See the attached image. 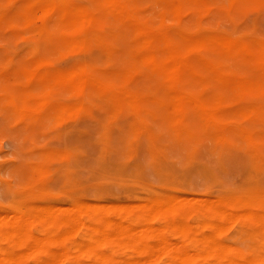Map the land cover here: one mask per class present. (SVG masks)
I'll list each match as a JSON object with an SVG mask.
<instances>
[{"label": "rangeland", "instance_id": "obj_1", "mask_svg": "<svg viewBox=\"0 0 264 264\" xmlns=\"http://www.w3.org/2000/svg\"><path fill=\"white\" fill-rule=\"evenodd\" d=\"M27 1L0 0V213L8 211L16 215L19 210L28 211L26 224L31 222L27 224L28 230L42 239L62 230L53 229L55 224L45 220L41 205H54L56 209L90 201L91 208L100 209L102 203L109 202V205L104 203L107 211H101L102 215L108 219L135 221L145 217L146 222L149 221L147 224L161 230L171 241L166 239L171 249H176L173 247L179 242V246L193 254L192 251L203 249L210 241L202 239L201 235L213 236L214 233L218 242L239 248L246 256L263 258L264 240L254 233L261 230L258 224L226 219L230 224L226 226L224 219L218 224H224V228L221 226L224 232L218 225L211 229L198 224L200 218L216 221L211 211L200 208L203 207L202 197L231 200L242 195L264 194V96L257 90L232 95L205 67L206 62H215L222 70L255 79L259 75L257 65L245 56H230L210 44L194 46L188 51L182 49L184 63L169 88L163 77L138 61L130 27L95 0H65L71 5L86 7L94 17L85 28L86 40L74 44L66 43L65 38L77 37L79 28L76 25L65 22L57 13L27 17ZM129 7L139 22L150 29L172 31L178 28L190 34L213 32L244 41L264 40V0H206L203 6L186 8L178 20L168 11L162 14L153 0L129 1ZM94 31L104 37L93 38ZM68 44L71 46L67 47ZM145 49L162 61V47L153 45ZM37 63H40V67H36L38 73L32 77L29 74ZM76 66H83L82 75L101 82L106 92L89 82L75 87L60 79L59 73ZM24 71L28 78L23 75ZM51 90L56 91L55 95ZM108 90L137 95L139 107L131 108L122 100L113 104ZM171 90L209 102L212 111L216 107L213 97L220 95L222 104L216 107L218 112L214 116L223 131L222 136L216 138L190 106L179 111L180 118L175 119L177 113L166 101ZM252 105L258 109L246 114L236 110ZM240 128L252 133V145L243 141L237 131ZM195 196L201 197L200 200ZM156 197L188 198L191 204L200 205L196 210L191 207V213L183 217L192 234L187 235L180 228L167 224L162 214L143 217V212L134 206ZM111 202L122 205L114 208L116 203ZM124 202L136 203L126 206ZM36 206H41L44 216H37L41 210ZM255 206L264 211V200H257ZM58 210L54 211H61ZM11 217L7 220L14 218ZM83 230L79 228L70 240L40 245L39 250L34 244L35 251L30 244V247L25 243L17 242V245L12 242L13 237L5 234L2 239L0 234V257L4 256L0 264H17L21 259L18 251L22 249L25 256L18 264H40L44 260L45 264H92L94 257H90L86 249L82 253V250L76 251L77 245L81 247L85 240L88 243L92 234ZM199 238L202 239L200 243ZM148 241L155 243L154 239ZM103 242L95 249L109 254L111 263L137 259L130 247H119L122 241L117 244L109 240ZM29 248L31 254L27 252ZM45 248L60 249V253L56 250L60 254L57 256L65 258L61 260L55 256L56 260L53 256L56 252ZM15 252L14 256L18 254L19 258L14 262ZM160 253L153 256L160 258L150 257L151 263L147 264L170 263L171 258ZM8 254L10 258L5 260ZM193 260L191 264H216L211 257L193 256Z\"/></svg>", "mask_w": 264, "mask_h": 264}, {"label": "bare ground", "instance_id": "obj_2", "mask_svg": "<svg viewBox=\"0 0 264 264\" xmlns=\"http://www.w3.org/2000/svg\"><path fill=\"white\" fill-rule=\"evenodd\" d=\"M129 1L132 2L134 0H129ZM129 1L127 0H95V2L98 5H100L105 11L111 13L112 15L114 14L116 17L121 19L123 23L127 24L128 27H130V30H131L130 33L134 36V45H135V48L137 49L138 61L144 67L152 70L153 73L163 77V79L167 81L169 88L172 86L173 81L179 75L181 67L184 63L185 58L182 53V49H184L185 51H188L194 46L210 44L211 46L213 45L216 48L223 50L224 52L228 53L230 56L232 55L245 56L246 58H248V60L252 61L253 63L257 65V68L259 71V75L257 78L249 79V78L240 77L233 73L222 70L215 62H212V63L206 62L205 67L207 69L208 74L212 78H214L220 84V86L228 90V92H230L232 95L242 94L245 91L257 90L260 93H262V95L264 96V40L253 38L250 41H244V40H239V39L232 38V37L229 38V37L223 36L218 33H213V32L211 33L210 32H205V33L192 32L190 34L178 28H174L172 29V31L165 30L164 28L150 29L146 27L145 25H143L141 22H139L138 17L134 15L133 12L130 10ZM153 1H155L159 5L162 14L165 11H168L171 15H173V17L176 20H178V18H180L181 16V12L186 10V8H189L192 5L193 6H201V5L203 6L206 0H153ZM225 1L227 2V0ZM259 8H262V6H260ZM25 11H26L27 17H34V16L40 17L43 15H51V14L57 13L58 17L64 19L65 22L71 25H76L79 28V33L77 37H74V39L65 38L66 43H69V44H74L75 42L86 40L85 39V36H86L85 28L86 26L90 25L94 19L90 10L87 9L86 7L82 5H78V4L71 5L67 3L65 0H28L25 6ZM91 36H93V38H103L104 37V35L98 31H94L91 34ZM181 42L183 43L182 45H181ZM69 44L67 45V47L69 46ZM75 45H78V43ZM153 45H158L162 47V53H163L162 55L163 58H161L162 61L158 60L156 55L152 54L150 51L145 49L146 47H150ZM33 67H34L33 70H31L32 74L31 73L29 74L32 77L36 76V73H38L36 67H40V63H37ZM25 72L26 71H24L23 75L26 76L27 74H25ZM82 72H83V66H76L75 69L68 70L64 73H59L58 76L60 77L61 80H63L67 85H70V86L74 85L76 87V84L82 85L84 83L89 82L90 84L95 85L99 90L105 91L104 90L105 88L103 87V84L101 82L94 80L92 78L86 79L84 75H82ZM27 78H28V75H27ZM53 79H56V78H53ZM53 92L51 90V93L55 95L56 91H53ZM169 93L170 94L167 96L166 101L170 103L173 112L175 111L177 113L175 119L180 118L179 111L185 110L184 108L186 106H190L193 110H195V112H197L201 116V119H203L206 122L207 127L211 131H213L216 138H219L222 136L223 131L217 125L215 116H214V113L218 112V109L216 107L221 106L222 104V97L220 95L217 94L213 97L214 98L213 103L216 105V107L214 106V109L212 111L209 108V102H206L196 97L195 95L183 93L177 90H171ZM107 94L113 104H119L120 101L122 100V101H125L127 105L131 108L135 109L139 107L138 105L139 99H138V96L135 94H131L127 91H123L121 94H118L116 92H113V90H108ZM64 108L66 109V107ZM256 109H258V107H256L255 105H252V106H247V107H237L236 110H238L239 113L246 114L248 112H253V110H256ZM69 111L70 110H68V112ZM237 131L242 136V139L243 141H245L246 144L248 145L253 144L254 137L250 131L244 130L242 128L238 129ZM195 197H197L196 198L197 200H200L201 198L198 196H195ZM205 197L201 198L203 199V201L201 202V205L203 207H200V205L198 204L196 205L191 204V200H189L191 198L190 196H189V199L186 198L187 201L189 200L190 202L189 201L187 202L186 199L185 200H173V199H170L169 197H164V198L156 197L157 199L155 198L151 201L147 200V202L144 201L143 203L137 202V205L135 204L136 202L134 203L135 205L131 202H129V204L130 205L133 204L138 211L143 212V217L146 214L147 215L150 214L149 216H151L153 213L154 215L158 213L164 215L167 218L166 220L167 224H170L176 228L178 227V230L180 228L187 235L192 234V230L189 229L188 223L186 222L185 219H183V217L191 213L192 211L191 207L195 210L196 208H199V207L205 208L214 214L216 221H209L206 218H200V220L198 221L199 225H202V226L208 225L211 227V229H216V226L219 224V222L224 219L225 220L226 219H235V220L239 219L242 222H250L253 224H258L261 230L256 231L254 233L258 234L264 240V235L261 232V231L264 232V211L259 210L255 206L257 200L259 199L264 200V194H255L251 196L242 195V196L235 197L234 199H231V200H227L223 198L211 199L209 197H206L205 199ZM207 199L208 201H206ZM80 202L82 203V205L79 202L75 203L77 205L79 204L80 206H77V205L67 206L66 205L65 207L63 206H59V208L56 207V209L61 210V211L58 210L59 212L54 211L56 210L54 205H52V207L47 204L46 206L41 205L46 215L45 220L49 219L52 224H55L54 227H52L53 229L62 230L57 235L50 234V236H45V235H44L45 237L41 236L42 239H38L37 237L30 234L28 230V227H29L28 225H30L31 222L30 223L27 222L28 225L26 224V221L28 220L27 219V215L29 213L28 211L19 210L16 215H14V212L12 213L10 211H9L10 213H8V211L6 213L2 212L0 213V216L2 218L0 219L2 222L0 223L1 238L3 239V237L5 238V236L6 237L11 236L14 238V239L13 238L11 239H12V242L15 241L14 242L15 244H17V242L25 243L27 244L26 246L28 247L31 246L32 249H33L32 246L38 245V248L36 249L35 247L37 246H35L34 249L39 250L40 245L43 247L44 244L48 245V243H51V242L54 243V242H60V241L63 242L67 239L70 240V237L73 234H75V232L79 230V228H81V229L86 230L85 233L92 232V234L87 239L89 242L87 241L88 243H86V240H85V243L80 241L81 243H84V245L81 244V247L80 246L78 247L77 245L78 249L75 247L76 244L75 245L73 244L74 240L72 241L73 243L72 242L71 243L74 245L75 249H77L76 251L82 250L81 251L82 253L84 252V249H86L85 251L91 254L90 257H94L92 264H147L148 262L151 263L153 256L154 255L156 256L158 252H161L160 254L164 253L171 258V261L168 264H191L194 261L193 256L194 257L199 256L202 258L211 257L216 261V264H259V263L264 264V256L263 258L258 257V256L256 257L246 256L245 254L242 253V251L239 248L231 247L228 244L227 245L224 244L223 242L222 243L218 242L219 240H216L217 235L214 236L215 235L213 233L214 231L212 232L214 238H212L213 237L212 234H209V233L207 234L208 236L204 235V233L203 235H201V237H203L202 239L206 240L209 238L210 241L207 243V246H205L203 249L201 250L197 249V251H192L194 252L193 254H190V252L187 249H185V247L183 248L182 245L179 246V242L177 243L178 244L177 247H173L176 249H171L168 246V244L171 241L165 238L164 234L162 235L161 230H159L156 227H155L156 229H154V227L153 228L151 227V224L150 225L147 224L149 221L146 222L145 217L139 219L138 221L128 220L124 218H118L117 220L110 219V218L108 219V217H105L104 215H102L101 211L106 209L105 207L107 206H104V205L105 204L109 205L110 204L109 202H104L105 204L102 203L101 206H103L102 207L103 209L102 208L100 209L91 208L89 204L90 201L89 202L80 201ZM196 202H199V201H196ZM83 203H85V205L87 204L86 206L89 205V207L85 208L86 206ZM115 203L111 202V204H115ZM96 204L98 205L97 202ZM96 204H95V207H96ZM100 204L101 203H99V205ZM119 204L122 205V203L120 202ZM129 204L127 203L126 206H129ZM118 205L116 203L114 208L118 207L119 209L121 205L119 206ZM38 206H36V208ZM41 206L38 207L40 208L41 212L36 213L37 216L38 214L44 213L43 210L41 209ZM74 206H75V209L72 208ZM131 206L129 208H131ZM44 207L45 208L47 207L46 210ZM53 208L54 210H52ZM65 208H67L68 210ZM71 208H72V211H71ZM111 213H113V211H111ZM6 214L7 215L11 214L10 216L14 218L7 220L9 219L10 216L8 215L9 217L7 218ZM125 215L126 214L121 215V216H125ZM5 216H6V219H4ZM227 223L228 221L225 222L226 226L230 225ZM60 225H63V226H60ZM222 225L224 224L222 223L218 225V228L220 227V231L224 230V229L223 230L221 229ZM43 226H45L44 223H43ZM45 230H47V228ZM2 235H5V236H2ZM150 239H154L155 243L154 242H153L154 244L149 243L148 240ZM166 239L170 242L168 243ZM202 239L199 238V243H200V240ZM108 240L111 241V243L116 242V244L117 242L122 241L123 244L119 245V247L123 245L130 247L132 251H134L135 253L134 257L137 259H133V260L129 259V260L121 261L119 263H111L110 262L111 256L109 254H107L106 252L104 253L101 251L99 252L96 251L97 249L96 246L100 244V242H103V241L106 242ZM190 240L192 241V239ZM7 243H10V241H7ZM53 243H51V245H53ZM28 244H30V246ZM174 244L175 242H173V246L176 245ZM255 244H258V243H255ZM250 245H254V244H250ZM28 247H24V249ZM31 248H29L30 251L29 250L27 251L28 254L32 253ZM123 248L124 247H122V249ZM45 249H48V248H45ZM50 250H52V252L54 253L56 252L57 249L56 250L50 249ZM50 250L48 249L49 252ZM22 251L20 252L18 251L21 259L25 256L21 253ZM59 251L60 249L57 250V252ZM24 252L26 251L24 250ZM27 252L24 254H27ZM57 252L54 253V255L52 254L54 256V259H56L57 257L59 258L60 256L59 254L60 252L58 254ZM62 252L63 254L66 253L64 252V250H61V253ZM45 253H47V251ZM14 255L16 256V252L12 256ZM64 255H67V254H64ZM8 256L9 254L5 256L6 257L5 260H9L7 258H10V256L9 257ZM15 256L13 257L14 262L17 261V258H19L18 254H17V257ZM141 256H143V259L141 258ZM61 257L63 258L64 256H61ZM158 257L160 258V256ZM158 257L157 258L155 257L156 260L158 259ZM0 258L4 259V256L2 257L1 255ZM149 258L151 259L150 261L148 260ZM155 258H153V260H155ZM21 259H18V261ZM18 261H17V264H18ZM43 262L41 261L40 264H45ZM50 262H53V261H50Z\"/></svg>", "mask_w": 264, "mask_h": 264}]
</instances>
